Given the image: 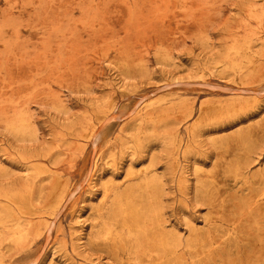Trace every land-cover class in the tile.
<instances>
[{"label":"rangeland","instance_id":"1","mask_svg":"<svg viewBox=\"0 0 264 264\" xmlns=\"http://www.w3.org/2000/svg\"><path fill=\"white\" fill-rule=\"evenodd\" d=\"M0 264H264V0H0Z\"/></svg>","mask_w":264,"mask_h":264}]
</instances>
